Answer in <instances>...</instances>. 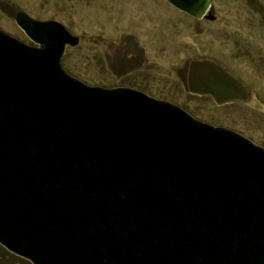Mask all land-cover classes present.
<instances>
[{"label":"water","instance_id":"1","mask_svg":"<svg viewBox=\"0 0 264 264\" xmlns=\"http://www.w3.org/2000/svg\"><path fill=\"white\" fill-rule=\"evenodd\" d=\"M165 1L213 19L212 0ZM14 21L36 46L0 26L6 251L32 264H264L263 147L142 91L84 84L60 62L77 36L23 11ZM204 63L203 92L245 98Z\"/></svg>","mask_w":264,"mask_h":264},{"label":"rangeland","instance_id":"2","mask_svg":"<svg viewBox=\"0 0 264 264\" xmlns=\"http://www.w3.org/2000/svg\"><path fill=\"white\" fill-rule=\"evenodd\" d=\"M0 2L14 9H0L1 30L29 46L36 44L16 25L17 11L56 20L77 36L78 44L66 46L60 62L84 84L142 91L264 148V0H212L213 19L193 18L165 0ZM204 61L241 81L245 98L203 92L198 79L208 72ZM3 250L0 245V264H32Z\"/></svg>","mask_w":264,"mask_h":264},{"label":"trees","instance_id":"3","mask_svg":"<svg viewBox=\"0 0 264 264\" xmlns=\"http://www.w3.org/2000/svg\"><path fill=\"white\" fill-rule=\"evenodd\" d=\"M9 7H10L11 10H14V9H13L8 3L5 4V3L0 2V9L5 10V8H9ZM207 15L212 16V15L210 14V8H209V11H208ZM212 17L215 18L214 16H212ZM204 18H206V17H204ZM206 19H207V18H206ZM3 252H4L5 254H7V255H10L12 258H14V260H18V259H19L18 256L16 257V255L14 256V254L12 255V254L9 253L8 251L3 250Z\"/></svg>","mask_w":264,"mask_h":264},{"label":"flooded vegetation","instance_id":"4","mask_svg":"<svg viewBox=\"0 0 264 264\" xmlns=\"http://www.w3.org/2000/svg\"><path fill=\"white\" fill-rule=\"evenodd\" d=\"M224 69H225V68H224ZM226 72H227V70H226ZM227 73H228V72H227ZM230 75H231V74H230ZM237 80H238V79H237ZM238 81H239V80H238ZM239 82H240L241 84H243L241 81H239ZM220 96H221V95H220ZM223 97L226 98V99H229V96L226 95V94H225ZM231 98H233V97H231Z\"/></svg>","mask_w":264,"mask_h":264}]
</instances>
